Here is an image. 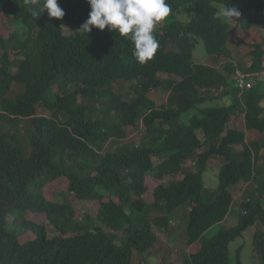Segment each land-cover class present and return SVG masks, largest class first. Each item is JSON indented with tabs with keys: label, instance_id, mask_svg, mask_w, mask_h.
Segmentation results:
<instances>
[{
	"label": "trees",
	"instance_id": "obj_1",
	"mask_svg": "<svg viewBox=\"0 0 264 264\" xmlns=\"http://www.w3.org/2000/svg\"><path fill=\"white\" fill-rule=\"evenodd\" d=\"M167 3L172 14L153 33L160 46L140 64L118 33L80 31L90 12L86 0H58L62 19L46 10L32 16L29 9H41L43 0H0L3 23L11 19L28 30L27 39L19 30L0 34V264H133L137 257L146 264H232V243L254 227L264 264V171L257 170L264 77L241 91L234 76L243 46L247 53L239 58L252 61L242 63L245 75L264 70V32L247 43L238 39V26L215 18L218 4L235 7L247 15L248 31L256 20L264 25V0ZM185 8L194 11L188 20L180 17ZM201 44L205 63L194 56ZM126 85L133 99L119 90ZM22 120L32 121L26 136L12 131ZM142 130L140 141L119 143ZM112 142L118 147L110 149ZM217 157L223 164L212 194L205 175ZM61 182L68 189L49 195ZM241 183L254 188L238 223L227 227ZM75 201L98 202L95 219L83 212L78 221ZM185 204L186 245L199 249L186 251L182 263L164 255L150 262ZM150 211L160 215L152 219ZM215 226L219 232L204 240ZM241 250L235 264H246Z\"/></svg>",
	"mask_w": 264,
	"mask_h": 264
},
{
	"label": "rangeland",
	"instance_id": "obj_2",
	"mask_svg": "<svg viewBox=\"0 0 264 264\" xmlns=\"http://www.w3.org/2000/svg\"><path fill=\"white\" fill-rule=\"evenodd\" d=\"M224 5H217L218 9L222 8ZM188 7V6H187ZM184 12L182 14H180V17L188 20L189 16L191 15V12L193 11V9L191 8H185L183 10ZM188 13H187V12ZM194 13V11H193ZM247 15L245 14H241L239 19H236L233 23V25L238 26V31H241V34L238 36V39L247 42V43H252L255 40L259 41L260 40V30L262 31V33L264 32V25L263 22H261L260 20H256L253 27H251V29H249L248 31H244L242 28V25H245V23L247 22ZM166 23V19L162 20L160 22H158L157 26L158 27H163V25ZM19 30L21 32V34L23 35L24 39H27V28L22 25L21 23H16L13 22L11 19L5 20L3 23V20L0 19V34L5 33V31L7 33L11 32V31H16ZM238 52L236 53L238 60H239V64H249L251 65V58L250 57H244V58H239V57H243L242 51H245L247 53V48L245 46L243 47H239L237 48ZM2 49L0 48V57L2 56ZM246 55V54H245ZM195 60H198V62L200 63H205L208 60V56L205 52L204 46L201 44L197 47L196 53H194ZM248 66V65H247ZM221 67V66H220ZM171 78H175V76H172ZM119 90H123V94L126 97V99H133L134 96L132 95V93H130V85H126L124 88H119ZM118 93V90L116 91ZM153 94V98L156 99L157 101L162 100V92L161 90H157L156 93H152ZM224 102V101H223ZM227 106H230L232 104V101L228 98L225 100L224 102ZM264 105V102H263ZM100 112L101 111H96L94 118L100 116ZM42 115L45 116H50V114L45 111L42 110L41 111ZM117 122V121H116ZM4 130H8L9 127H3ZM12 131L13 133H17L20 136L25 135L26 133L32 129V121L31 120H22L21 122H19L18 124H15L12 127ZM131 128V127H130ZM127 128V133H130L131 129ZM26 131V132H25ZM143 130L142 131H137V133L135 134H131L127 139H122L124 137H120V141L119 143H130L132 141H140L142 135H143ZM27 145V139L25 138L23 146L24 148H26ZM119 145L118 142H112L110 143V149H115L117 148ZM28 148V147H27ZM30 151V148L28 149V153ZM214 166H212L211 169H209L210 171L207 172V174L205 175V185L208 189V191L210 193H217L218 192V178H219V172H220V167L221 164H223L222 159L220 158H215L214 159ZM257 170L259 171H264V151L263 154L261 156L260 161L257 164ZM181 179V178H180ZM150 184H154V180L151 178L149 179ZM254 186H252V184H245V183H241L233 192H234V196H235V205L233 207L232 213L225 219V226L227 227H233L238 223V213H239V208L241 203L243 202V200H245L247 194H248V190L249 189H253ZM68 189V182H61L59 184L53 185L51 187H49V195H59L60 193L66 191ZM66 197H70V196H66ZM65 198V197H64ZM147 198V197H146ZM72 200H74V198H71ZM148 199V198H147ZM60 202H63L64 199L63 197H58L57 199ZM76 204V209H77V219L78 221H80V218L83 214V212H86L87 215H89V217L91 219H95V217L98 214L99 211V203L98 202H77L75 201ZM189 205L185 204L182 207H180L176 212L175 215L173 217V227L171 228V231L167 234V236L164 235V237L162 239H164V244L161 245L160 249L155 251V253L157 254H153L152 258H150V262H157V259L159 258L158 256L160 255H164L165 258H167L168 262L173 260L175 262L178 263H182L183 259L182 256L186 251H196L199 249V245L197 244V246L194 247H187L186 245V237H187V227H188V214H189ZM151 214V218L154 219L156 217H158L160 214L154 212V211H150ZM219 226H215L213 228H211L210 230H208L204 235H203V239L204 240H208L211 237H213L214 235H216L219 232ZM256 227L250 229L247 233L244 234L243 238L238 239L237 241H235L234 243H232L231 247H232V252H233V262L232 264H235V258H236V254L237 252L242 249V257L245 261L246 264H258L261 262V257L259 256L257 249L254 245V234L256 232ZM158 234H160L159 230H158ZM186 235V237H185ZM173 236V237H172ZM176 239L177 241H173V239ZM133 264H146L145 261H143L141 258L137 257L134 261Z\"/></svg>",
	"mask_w": 264,
	"mask_h": 264
},
{
	"label": "clouds",
	"instance_id": "obj_3",
	"mask_svg": "<svg viewBox=\"0 0 264 264\" xmlns=\"http://www.w3.org/2000/svg\"><path fill=\"white\" fill-rule=\"evenodd\" d=\"M35 4L36 0H30ZM90 5L88 19L80 31L89 33L93 28L103 32L107 27L109 32L118 33L127 38L133 46V57L144 64L150 61L159 48V41L154 36L158 22L172 14V8L167 0H86ZM47 11L49 18L62 19L64 10L58 0H43L42 8L31 7V15L39 18ZM241 13L235 8L224 5L215 12V18H223L227 22L239 19Z\"/></svg>",
	"mask_w": 264,
	"mask_h": 264
},
{
	"label": "built area",
	"instance_id": "obj_4",
	"mask_svg": "<svg viewBox=\"0 0 264 264\" xmlns=\"http://www.w3.org/2000/svg\"><path fill=\"white\" fill-rule=\"evenodd\" d=\"M234 76L236 79V87L239 90L244 91L254 87L256 78L264 77V70L259 73L252 74V77H245V69L242 67V64L235 63Z\"/></svg>",
	"mask_w": 264,
	"mask_h": 264
},
{
	"label": "crops",
	"instance_id": "obj_5",
	"mask_svg": "<svg viewBox=\"0 0 264 264\" xmlns=\"http://www.w3.org/2000/svg\"><path fill=\"white\" fill-rule=\"evenodd\" d=\"M247 65H249V64H247ZM235 124H244V121L242 120L241 122H239V121L235 120Z\"/></svg>",
	"mask_w": 264,
	"mask_h": 264
},
{
	"label": "bare ground",
	"instance_id": "obj_6",
	"mask_svg": "<svg viewBox=\"0 0 264 264\" xmlns=\"http://www.w3.org/2000/svg\"><path fill=\"white\" fill-rule=\"evenodd\" d=\"M245 77H252L251 75H245Z\"/></svg>",
	"mask_w": 264,
	"mask_h": 264
}]
</instances>
